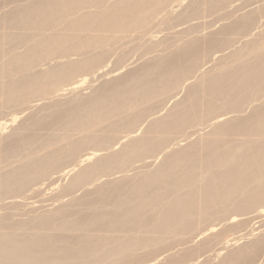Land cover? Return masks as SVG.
<instances>
[{"label": "bare ground", "instance_id": "obj_1", "mask_svg": "<svg viewBox=\"0 0 264 264\" xmlns=\"http://www.w3.org/2000/svg\"><path fill=\"white\" fill-rule=\"evenodd\" d=\"M27 1L28 3L17 4V7L15 6L0 20V76L8 77L0 80V108L8 104L23 105L49 92L59 95L61 93L58 91L63 87L65 90V86L62 85L66 84V87L74 90L77 87L76 83L87 80L83 78L81 81H75L73 78L76 74L96 72L105 60L108 45L132 46L133 42H136L135 47L140 46L147 27L158 19L170 20L166 19L170 11L184 2V0ZM226 1L196 0L194 11L190 14H199L206 8L205 5L213 8L226 4ZM251 14L252 17L250 14L240 16L241 20L237 18L240 20L237 23L231 21L233 24L225 27L226 34L228 32L231 35L228 37L226 35V38L215 43L209 39L211 42L209 46L220 48V45L228 44L229 47V44L235 41L234 35L254 21V12L251 11ZM249 33L246 35L252 34ZM261 33L260 31L259 34ZM246 35L243 34L244 37ZM238 38L237 35L236 39ZM195 39L192 38L194 41H191L190 38V42L186 39L187 43L183 42L184 44L174 42L171 44L170 52L159 56L154 63H148L136 72L130 73L125 79L126 83L121 81L103 85L89 98L88 103L87 100L83 102L82 98L76 97L69 101L67 109L62 108L61 100L57 101L50 116L36 115L30 124V121L28 124H22L13 133L5 136L2 149L0 148V195L8 191H13L12 194L14 191L19 193L20 190L24 191L23 188L25 189L38 176H45L50 170L59 168L91 144L94 145L93 150L83 154L75 166L84 162L90 163L73 176L68 185L70 189L81 184L97 182L102 175L113 173L116 168L125 173L120 179L108 181L105 185L102 183L103 186L96 184L97 189L92 190L93 193L87 192L83 198L75 199L73 204L62 206L56 211L51 210L52 212L47 214L33 216L34 218L23 221L0 220V264H120L132 257L151 256L153 249L157 248L155 245L161 244L165 236L170 237L171 234L176 236L193 228L197 229L200 223L209 222L230 208L242 211L257 203H263L259 206L261 208L259 215L264 213V32L252 47L240 50L237 47L235 53L229 52L231 53L229 55L234 53L230 60L226 59L222 64L220 62V65L217 63L219 68L213 65L214 70L218 69L215 74L212 73L214 70L211 67L212 70L209 69L208 72L212 74L208 72L204 74L206 70L202 73L203 70L199 66L203 64L202 61L208 55L207 50L210 51L211 48H206V45H195L199 42ZM4 44L8 48L12 47L10 44H14L13 46L23 44L25 51L18 52L13 49L15 47L11 48L12 51L4 50L7 47L6 45L4 47ZM135 47L133 45L132 49ZM223 48L225 49L224 46ZM5 52L12 53L11 58L3 60L7 56ZM58 58L62 60L59 61ZM55 59L56 62L59 61L57 64L54 63ZM198 68L202 70L199 69L200 77L199 74L196 75L197 82L189 85L191 87L187 91L188 95L179 100L166 116L146 118V122L147 119L154 120L149 121L147 126L149 128L145 129L144 135L138 137L139 131L136 136L133 128L141 118L145 119V114H149L150 106L159 97H164L171 90L174 91L181 81L184 80L185 84L189 80L185 81L188 75L193 72L199 73ZM69 81L71 83L68 84ZM232 106L236 108L239 106L244 113L241 112L243 116L239 114L242 117L230 119V122H217L219 118L221 120L222 114L219 115V112L224 113L223 110ZM248 108H252V114H248L250 110ZM61 109H66V112ZM118 115H125V120L116 121L114 117ZM209 116H214L216 123H219L211 133L208 130L209 135L201 136L200 141L181 147L173 153L170 152L171 154L167 152L169 155L167 154L163 164L154 170H139L133 176L126 173L128 171L126 168L135 160L145 158L146 155V157L154 155L159 149L168 148L171 138L176 136L174 133L188 124L203 123ZM15 119L16 116L13 120ZM5 125L0 121V132ZM41 129H51L54 132L42 137L44 135L40 134ZM124 129L130 132L128 142L118 151L101 153L100 147L103 146L104 150L108 144L112 147L110 144L113 143V136L120 132L123 134ZM27 130L31 133L27 134ZM36 142L43 146L42 151H47L45 155L32 153L33 151L29 153ZM21 155L25 160L20 167L13 166L17 160H13L15 162L11 160L13 165L8 167L5 165L6 169L5 166L4 169L1 167L4 161L9 162L16 157L19 159ZM75 166L67 168L66 173L74 170ZM75 205H84L85 208L82 207L84 210L75 213ZM228 220L231 223L239 221L237 215H231ZM240 223L232 225L228 223L225 235L239 228L242 224ZM215 226L212 225L208 230L214 229ZM117 232L119 234L125 232V235L119 237ZM228 236L225 237V248L239 242L238 236V238ZM260 237L255 236V240L228 251L218 264H240L263 253L264 238ZM141 245L147 248L146 251L143 246L140 247L145 253L137 252V246ZM109 257L112 263L108 262ZM175 258L168 264H177L178 260ZM156 262L153 259L147 262L144 260L142 264Z\"/></svg>", "mask_w": 264, "mask_h": 264}, {"label": "rangeland", "instance_id": "obj_2", "mask_svg": "<svg viewBox=\"0 0 264 264\" xmlns=\"http://www.w3.org/2000/svg\"><path fill=\"white\" fill-rule=\"evenodd\" d=\"M29 1H31V0H29ZM198 1H200V0H197V2ZM228 1L229 0L226 1V4H221L218 7L216 6L217 8L215 6H213V8H212V6H210L211 7L210 8L208 5H205L206 8L208 7V9L204 8V10L202 9V12L200 11L199 14L195 15V14H190V13H192L194 11V4H195L196 0L195 1L194 0L193 1L192 0H184V2L181 4V6L180 5L175 6L173 8L174 12L172 9L170 11V13L167 15L166 19H170V20L164 19V21H163L162 19L161 20L158 19V21H154L152 24H150L147 27L146 33L143 36V40H141L140 46L135 47L136 42L135 43L133 42L132 46H130L129 44H127V45L126 44L125 45H120V44L108 45L107 46L108 48L106 47L105 60L103 61L101 67L99 66V68L96 70V72H94L95 74L90 73L91 76H90V74H85L84 72H79V74L78 73L76 74V76L73 78L75 81H77V82L79 80L81 81L83 78H86L87 80L83 83H82V81L80 83L79 82L76 83L77 87H75L74 90H71L72 88L69 89L70 88L69 86L66 87L67 84L65 82H63L66 85H62V84L61 85L65 86V90L63 87L62 90L58 91V93H61L62 95L61 94L56 95L55 93L53 94L52 92H49V93H46L45 96L39 95L38 97L33 98L31 101H28L27 103L26 102L23 103L24 106L22 104H18V105L14 104V106H15L14 107L13 104H8L10 106V108L8 105L1 107L0 113L2 115L0 114V121L3 122L4 124H6L5 125L6 127L4 126L5 130L3 127V129L0 132V148L2 147V145L4 143L3 140H4L5 136L13 133V131H15L17 128H19L22 124L23 125L25 123L28 124L29 121H30L29 122V124H30L31 121L33 120V117L36 118L39 115H40L39 117H41L42 114H43L42 117L50 116L54 111L52 108H54L53 106L55 105V103L57 101L60 102V100H61L63 102L62 108H67V109L69 108V105H68L70 103L69 101H72V99L76 98V97L80 98V99L82 98L83 102H86L84 100H87V103H88L90 101L89 98H91V96H93L95 94V92L99 91L103 87V85L117 83V82H121V81H122V83H126L127 80H125V79H127V77L130 75V73L132 74L133 72H136V70H139L140 68L144 67L148 63L149 64L154 63L159 58V56L161 57L162 55H165L168 52H170L172 50L171 44H173L174 42L175 43H181L182 42L181 44H184L186 42V39H187V41L190 42V38H191V41H194V40H192V38L193 39L196 38L197 41H199V42L196 41L197 43H195V45H202V46L206 45L205 46L206 48H211L209 46V43H211V42H209V39H210V41L213 40L212 43H215L221 39L226 38V35H227V37L230 36L231 33L227 32V34H226L225 27L229 26L230 24H233V23H231V21L232 22L235 21V23L239 22L241 20L240 16L243 17V16H245V14H247V15L250 14V16L252 17L251 11H252V13L254 12V15H253L254 21L251 22L252 24L251 23L248 24L245 29L241 30L237 34L239 37L238 39H236L237 35L235 34L233 37V38L236 37L234 39L235 41L232 42L231 44H229L230 45L229 47H228V44H226L227 47L225 44H222V45H220V48L218 46H214V47L212 46V48L210 50L212 53L209 51V49L208 50L206 49L208 51L207 58H211L213 55V57L211 58L212 60L211 59L208 60L207 58H205L206 60L205 59L204 60L206 62L203 60L202 61L203 64L201 63L199 66L200 68H202L203 71L200 68H198L197 70L199 71V69H200L202 71V73H204V71L206 70L204 74H207L206 72L212 70L214 66L219 68L220 66H218V64L220 65V62L222 64V62L224 60H226V59L230 60V58L234 55L235 50H237V47H239L238 50H240V48L246 49V48L252 47V45H254V43L260 39L261 34H263V32H264V0H244V1L243 0H238V1L237 0H230L229 2ZM231 1H232V3H231ZM24 2L28 3L27 0L26 1L25 0H20V1L19 0H16V1H14V0H4V1L0 0V7H1V9H0V20H1V18L6 17L9 14V11L11 12L15 8V6L17 7L21 3L24 4ZM241 3H243V4H241ZM229 4H231V5H229ZM247 4H248V6H247ZM184 14H186V15H184ZM168 16H170V17H168ZM227 16H229V17H227ZM231 16H232V18H230ZM237 18H239L240 20H238ZM235 19H237V20H235ZM255 19L257 21H255ZM155 23H157V25H155ZM150 29H152V30H150ZM245 30L248 32H246ZM249 30H251L250 33H252L254 36L249 33ZM242 31H244V32H242ZM260 31L262 32L261 34H259ZM191 32H192V34H190ZM245 32L249 33L251 36L250 35L248 36V34L246 35ZM152 34H154V36H150ZM243 34H245L246 36L244 37ZM256 34L257 35L259 34L258 38L256 37L257 36ZM186 35H188V36H186ZM247 36L251 37V38H248ZM255 38H257V39L255 40ZM244 39H246L247 42H245ZM159 41L161 43H159ZM248 41H249V44H248ZM206 43H208V44H206ZM165 44L168 46H166ZM233 44H235V45H233ZM244 44H247L248 46H246V45L244 46ZM5 45L6 44H4V47H5ZM13 45L10 44V46L15 47V48H13L14 50H16L18 52H22V50H23V52L25 51L24 50L25 47L23 44H17V46H13ZM20 45H21V47H20ZM133 45H134L135 49H132ZM157 45H159L158 48H157ZM223 46L225 47V49L223 48ZM242 46H244V47H242ZM161 47H163V48H161ZM221 47L223 48V50ZM11 48H8V46H7L6 48H4V50H6V49L11 50ZM165 48L168 50H165ZM156 49H158V51ZM189 50L192 51V49H189ZM229 52H231V53L234 52V53L232 55H229V54H231ZM213 53H215V55ZM216 53H218V54H216ZM10 54L12 56V53H10V52H9V54L6 53L7 56H5L6 58H3V60L8 59V57L11 58ZM158 54H161V55H158ZM156 55H157V57H156ZM58 60L60 61L62 59L58 58ZM56 61L57 60L55 59V62H54L55 64H57L59 62V61L58 62H56ZM52 63H53V61H52ZM54 63L52 65H54ZM107 64L108 65L110 64V65L108 66ZM43 67H45V65H43ZM203 67H204V69H203ZM37 68L39 69V67H37ZM217 68H216V70L213 69L214 70V71H212L213 74L216 73L215 71L218 70ZM107 73H108V75H107ZM208 73H211V72H208ZM192 74H193V76H192ZM198 74L200 77V74H201L200 71H199V73L198 72L197 73H195V72L191 73L190 75H188L186 77V79L184 78L185 81H187V79H189L187 82H185V84H183V81H184L183 80L178 85L177 88H180V89L175 88L174 91L171 90L164 97L163 96L159 97L157 100L158 102L157 101L154 102L153 103L154 105L152 104L148 110L149 111L148 115L150 117H148V115L145 114L147 117L144 115L145 119L141 118V120H143L144 122H141V120H139L138 121L139 124L136 123V125H135L136 127L133 128L135 131V135L137 136V132L139 133V131H140V133L138 134V137L144 135L143 133H145V129L147 130V128H149V127H147L149 125L148 123H150L151 121H153L154 119H156L158 117H162V115L166 116L168 114V112H171L174 105H176V103L179 102V100L180 101L183 100V97L185 98L188 95L187 93H189V92H187V91H189L188 89H190V87H191L189 85H191V84L193 85L194 83L197 82L198 76L196 77V75H198ZM2 78L3 77L0 76L1 81L3 79H7L8 77L3 78V79ZM74 80H71V81L75 82ZM71 81H69L68 84L71 83ZM61 85H60V87H62ZM50 93H52V94H50ZM169 94H170V96H169ZM179 98H181V99H179ZM163 100H165V101H163ZM65 103H66V105H65ZM66 106H68V107H66ZM249 109L250 108H248V110ZM251 110H252V108L249 110L248 114H252ZM61 111L66 112V109H61ZM223 111H224V113L219 112V115L222 114L220 116L221 120H219L220 118L218 120H216L214 118V116H212V117L209 116L207 118L208 120L207 119L203 120L204 121L203 123L202 122H199V123L195 122V123L186 125L183 129L174 133V135L176 134V136L172 137L173 140L171 138L168 148L165 147L166 149L163 148V150L159 149V151L154 154L155 156L154 155H151V156L148 155V157H146L147 156L146 155L145 156L146 159L143 157L142 158L143 160L140 159L141 161L139 159L135 160L134 162H132L133 164L131 163L126 168V170H128L126 173H128L130 176H133V175L137 174V172L139 170L140 171H144L147 169L154 170V168L156 169L158 166L163 164L164 160L166 159L165 157L168 156L169 154L173 153L177 149L178 150L181 149V147H186V146L190 145L191 143L200 141L201 136L205 137V136L209 135L214 130L215 126L219 124V123L217 124L216 121L217 122L222 121L221 123H223L225 121L230 122L231 121L230 119L238 118V116L239 117L243 116L242 115L243 112L241 111V108L239 106H237V108H236V106H232V108L229 107ZM47 112H48V114H47ZM226 112H227V114H226ZM223 114H225V115L223 116ZM239 114L242 116H240ZM158 115H160V116H158ZM13 116L14 117L16 116L15 120H13V118H14ZM124 116L125 115H122V116L118 115L114 118L116 121L121 122V121L125 120ZM144 116H143V118H144ZM114 118H113V120H114ZM126 118H127V116H126ZM146 118H154V119H147V122H146L145 121ZM213 120H214V122H213ZM194 124H196V125H194ZM207 124H209V125H207ZM137 127H139V129ZM31 130L32 129H30V131ZM124 130L125 131H122V132H124V133L126 132L127 134L126 133L122 134L120 132L117 135H115V137L113 136V138H112L113 143H111L112 141L110 142L111 143L110 146H112V147H109V144H108L105 147V150H106L105 151L104 147L101 146L100 149H102L103 151L101 150L100 152L103 154H107V153L109 154V153H111V151L115 152V150L116 151L120 150L125 145L124 143L128 142V140L130 139L129 138L130 132H128V130H126V129H124ZM203 130L206 132H204ZM208 130L210 131V133ZM30 131L27 130L26 133L30 134L31 133ZM53 132L54 131L51 129L50 130H48V129H41L40 130V134L44 135L42 137L49 136V135H51V133L53 134ZM26 133H24V134L26 135ZM74 133H75V131H74ZM126 135L128 136V138H125ZM177 135L179 137H177ZM182 135H184V136L181 137ZM75 137H77L76 134H75ZM36 143L34 144L35 147H33L29 150V153H31L33 151L32 153L38 152L39 155L40 154L45 155L46 154L45 152H47V151L41 150L44 148L41 144H39L40 142H36ZM40 146L42 148H40ZM93 148H94L93 144H91L90 146L89 145L86 146V148L84 147L85 150L82 149V152L81 151L78 152L77 155H75V157H73L69 161H67L68 163L65 162L59 168H54V169L50 170L51 172L49 171L47 174H45V176H43V175L41 177L38 176L40 179L38 177L36 179H34L33 182H30V184H28L29 186L27 185L25 189L23 188L24 191L20 190V193H19V191H14V193H13L14 195L12 194L13 191H11V192L8 191L6 193L1 194L0 195V200H1L0 201V220L1 221H7V220L23 221V220H29V219H31V217L32 218L38 217L39 215H43L44 213L47 214L49 212L56 211L57 209L61 208L62 206H66L68 204H73L75 199L79 200V199L83 198L86 194L93 193L92 190H96L97 185L103 186L102 183H104V185H105L108 183V181L110 182V181H113L116 179H120V178H122L121 176H124L125 172L116 168V170H113L114 172L112 171L113 173L110 172L108 174L102 175L97 180V182H93L91 184H85V185L81 184V185L73 188L75 191L73 189H70L68 187V185H69L70 181L72 180L73 176L81 168H83V166L85 167V165L89 164L90 162H84V163H82V165L80 164L77 166H75V163L77 164V162H79L80 159L82 158L81 156L83 154H85L86 152L92 151ZM23 152L27 153L25 151H23ZM41 152H44V153H41ZM24 153H23V155H24ZM23 155H21V157H19V159H18V157H16L17 159L13 158V159H10L9 162L6 161L8 163H6L4 161L3 162L4 164L1 163V165H2L1 167L4 169L3 166L6 165L8 167L9 165H11L16 160H17L16 163L18 165L16 163H14V165L13 164L12 165L15 167L16 166L20 167L22 162L25 160V159L24 160L22 159ZM11 160L12 161L15 160V161L11 162ZM6 166H5V169H6ZM73 166H75V169L66 173V171L68 169H71ZM0 174H1V171H0ZM15 192H18V193H15ZM14 196L15 197L17 196V197L15 198ZM91 196L95 197V196H93V194H91ZM260 205H263V203H257L255 205H253L252 207L247 208V209L242 210V211L237 210L235 208H230V209H228V211H226L225 213L223 212V214L221 213L220 216L213 218L209 222L206 221V222L200 223L199 225H197L198 227L196 226L197 229L193 228L187 232L176 235L177 237L180 236L181 238L179 237L178 239H176L177 237L172 235V234H171L172 236L169 234L170 237L168 235L165 236L164 241H163L165 244L163 242H161V244L160 243L156 244L155 246L157 248H156V250H155V248L153 249V253L151 254V256H147V257H140L139 256L140 258L138 256L132 257L129 260L125 259V261L123 263L121 262L120 264H142L144 262V260L147 262V261L152 260V259L154 260V262L157 261L155 264H168L169 261L170 260L172 261L175 257H176L175 259L178 260L177 264H194V263H196V264H216L217 263L218 264L226 256L228 251L236 249L237 247H239L245 243H248L250 240L251 241L255 240V238H254L255 236L257 238H259V236H261L262 237V238L260 237L261 239L264 238L263 237L264 236V215H263L264 213H260V215H259V212L261 209L259 207ZM77 206L78 207L80 206L79 209ZM82 207L85 208L84 205H75L74 209L76 210V212H75V210H74V212L77 213V211L80 212L81 209L84 210ZM235 211H237V212H235ZM231 215H237V218L239 219V221L242 224L238 220L231 223L230 220H228V218ZM240 218H242V219H240ZM237 222L240 223L241 226H239V228L237 227L236 228L237 230L236 229H235V231L232 230L228 234L226 233L227 235H225V230L229 227L228 225L229 224H231V225L232 224H238ZM212 225H216L215 228L208 230V228H210ZM226 226H228V227H226ZM239 230H241V231H239ZM95 233H99V231H97V232L95 231ZM241 233L244 236H242ZM117 234L119 237H123L125 235V232L120 233L122 236H120L119 232H117ZM173 236H174V239H173ZM227 236L229 238H234V237L238 236L239 238L238 237L237 238L239 239L240 243L238 242L237 244H232V245H229L228 248H225L224 243L226 240L225 237H227ZM218 239L223 241V242L219 241ZM165 241H167V242H165ZM263 241H264V239H263ZM142 246L143 245L137 246V249H136L137 252L142 253L143 249L144 250L147 249L145 246H143V247ZM140 247H142L143 249L142 248L140 249ZM143 253H145V251ZM111 257H113V259H115L114 256H111ZM111 257H109L108 262H111V259H110ZM113 259H112V261H114ZM246 262H243L240 264H250L251 262L257 263V264H264V250H263V253L261 252L259 255L254 257L252 260H249Z\"/></svg>", "mask_w": 264, "mask_h": 264}]
</instances>
